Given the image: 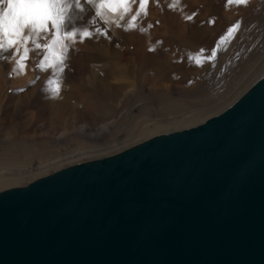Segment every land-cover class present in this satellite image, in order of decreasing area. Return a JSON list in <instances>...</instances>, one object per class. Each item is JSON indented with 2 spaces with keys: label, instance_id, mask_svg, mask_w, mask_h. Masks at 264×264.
<instances>
[{
  "label": "rangeland",
  "instance_id": "obj_1",
  "mask_svg": "<svg viewBox=\"0 0 264 264\" xmlns=\"http://www.w3.org/2000/svg\"><path fill=\"white\" fill-rule=\"evenodd\" d=\"M263 74L264 0H0V191L198 125Z\"/></svg>",
  "mask_w": 264,
  "mask_h": 264
},
{
  "label": "water",
  "instance_id": "obj_2",
  "mask_svg": "<svg viewBox=\"0 0 264 264\" xmlns=\"http://www.w3.org/2000/svg\"><path fill=\"white\" fill-rule=\"evenodd\" d=\"M0 264H264V74L198 125L1 190Z\"/></svg>",
  "mask_w": 264,
  "mask_h": 264
},
{
  "label": "bare ground",
  "instance_id": "obj_3",
  "mask_svg": "<svg viewBox=\"0 0 264 264\" xmlns=\"http://www.w3.org/2000/svg\"><path fill=\"white\" fill-rule=\"evenodd\" d=\"M2 157H3V156H2ZM2 157H1V158H2ZM2 159H3V158H2Z\"/></svg>",
  "mask_w": 264,
  "mask_h": 264
}]
</instances>
